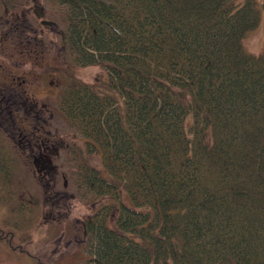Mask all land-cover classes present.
Here are the masks:
<instances>
[{
	"label": "trees",
	"instance_id": "trees-1",
	"mask_svg": "<svg viewBox=\"0 0 264 264\" xmlns=\"http://www.w3.org/2000/svg\"><path fill=\"white\" fill-rule=\"evenodd\" d=\"M53 1L71 61L106 73L60 68L59 108L86 147L76 185L108 199L84 222L88 261L264 264V55L243 44L264 1ZM5 150L0 202L15 197ZM15 232L0 238L23 251Z\"/></svg>",
	"mask_w": 264,
	"mask_h": 264
},
{
	"label": "rangeland",
	"instance_id": "rangeland-1",
	"mask_svg": "<svg viewBox=\"0 0 264 264\" xmlns=\"http://www.w3.org/2000/svg\"><path fill=\"white\" fill-rule=\"evenodd\" d=\"M263 1L258 0L259 3ZM4 2L5 0H0V16L3 13ZM40 2L46 11L47 18L55 23V32L50 29L44 31V53L40 66L42 69L56 70L59 74L44 73V84L46 88H50L51 92L46 91L44 95H36V97H39L46 107L56 111L52 122L62 136L64 148L56 161L58 165L57 186L59 190L63 189L64 176L67 186L65 190L72 196L67 195L60 202H66L65 207L64 204H56L52 207L51 201L45 198L47 194L44 193V182L38 180V176L33 173L32 166L22 160L18 150L16 152L10 150L15 197L11 201L0 202V228L14 229L15 238L19 244L24 246V250H14L0 238V264H92L88 261L91 240L84 229V222L90 219L108 199L95 198L93 193L79 189L76 185L78 173L76 158L85 156V141L62 113L58 101L65 85L70 81L68 73L73 72L76 77L85 82L99 81L100 78H105L106 73L100 64L80 66L71 61L69 53L63 52L61 48L66 28L64 14L53 0H40ZM243 44L246 51L255 55H264V2L258 26L246 36ZM4 54L0 52V61L20 59L16 55L17 52L12 53V58ZM32 64L33 59L29 58L24 64L18 63L15 68L26 71L31 68ZM33 68L35 70V67ZM60 68H65L67 74L63 76ZM54 79L60 82V86H55ZM49 81H54V84L48 85ZM90 161L97 168L101 167L98 157L94 156V159ZM33 202H36V207H34L30 222L26 221L19 226L22 216L19 205Z\"/></svg>",
	"mask_w": 264,
	"mask_h": 264
},
{
	"label": "flooded vegetation",
	"instance_id": "flooded-vegetation-1",
	"mask_svg": "<svg viewBox=\"0 0 264 264\" xmlns=\"http://www.w3.org/2000/svg\"><path fill=\"white\" fill-rule=\"evenodd\" d=\"M3 4L0 52L11 58L12 53L17 52L20 59L0 61V147L6 149L5 158L11 161L10 150H18L22 160L32 166L38 180L44 182L45 198L51 201V206L64 204L65 207L66 202H60L72 194H67L65 190L64 176L63 189L59 190L57 186L56 161L64 148L62 136L52 122L56 111L46 107L36 97L44 95L46 91L51 92L44 84V73L59 74L56 70L42 69L40 66L44 53V31L50 29L55 32V23L47 18L40 0H5ZM63 43H66L65 35L61 45L64 52L67 47ZM29 58L33 59L31 70L15 68ZM62 75H65L64 72ZM54 80L55 86H60V82ZM52 83L54 81H49L48 85Z\"/></svg>",
	"mask_w": 264,
	"mask_h": 264
}]
</instances>
